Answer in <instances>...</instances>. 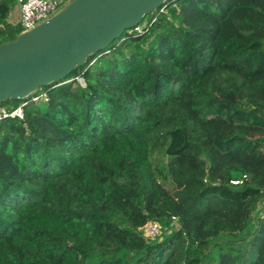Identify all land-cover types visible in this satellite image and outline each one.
Here are the masks:
<instances>
[{
    "label": "trees",
    "instance_id": "1",
    "mask_svg": "<svg viewBox=\"0 0 264 264\" xmlns=\"http://www.w3.org/2000/svg\"><path fill=\"white\" fill-rule=\"evenodd\" d=\"M165 6L1 104L0 264H264V0Z\"/></svg>",
    "mask_w": 264,
    "mask_h": 264
},
{
    "label": "water",
    "instance_id": "2",
    "mask_svg": "<svg viewBox=\"0 0 264 264\" xmlns=\"http://www.w3.org/2000/svg\"><path fill=\"white\" fill-rule=\"evenodd\" d=\"M167 1L65 2L46 21L0 45V104L25 100L41 87L64 80Z\"/></svg>",
    "mask_w": 264,
    "mask_h": 264
},
{
    "label": "built area",
    "instance_id": "3",
    "mask_svg": "<svg viewBox=\"0 0 264 264\" xmlns=\"http://www.w3.org/2000/svg\"><path fill=\"white\" fill-rule=\"evenodd\" d=\"M20 17L16 24L21 27V32H26L36 27L38 24L46 21L53 16L65 3L63 0H16ZM161 12H166L165 4L161 7ZM155 20V19H154ZM137 31H141L142 27L136 26L134 28ZM41 98L48 100L46 94L33 97V101H39ZM28 102H24L21 105L8 109L0 104V120L9 117H24V106ZM243 180H233V184H241ZM260 216L264 218V203L260 207ZM143 231L146 237L155 238L161 233V225L158 222H148L143 227Z\"/></svg>",
    "mask_w": 264,
    "mask_h": 264
},
{
    "label": "rangeland",
    "instance_id": "4",
    "mask_svg": "<svg viewBox=\"0 0 264 264\" xmlns=\"http://www.w3.org/2000/svg\"><path fill=\"white\" fill-rule=\"evenodd\" d=\"M149 16H150V15H148V16L143 20V22H145L144 24L147 23L146 21L149 19ZM20 28H21V27H20ZM131 30H132V29H131ZM128 31H130V30H128ZM79 81H80L82 84H84V82H83L82 79H79ZM13 103H14V101H12V100H8L7 102H5V105L7 106V105H11V104H13ZM153 161H154L155 165L162 166V164H161L162 161H164L163 164H166L167 158H166L165 156H163L161 153L156 152V153L154 154ZM160 180L166 185V187H167L170 191H173V190H174V184H173L170 180H163L162 178H160Z\"/></svg>",
    "mask_w": 264,
    "mask_h": 264
},
{
    "label": "crops",
    "instance_id": "5",
    "mask_svg": "<svg viewBox=\"0 0 264 264\" xmlns=\"http://www.w3.org/2000/svg\"><path fill=\"white\" fill-rule=\"evenodd\" d=\"M20 17V11L17 5V2L15 1V4L11 8V13L9 16V21L16 24Z\"/></svg>",
    "mask_w": 264,
    "mask_h": 264
}]
</instances>
